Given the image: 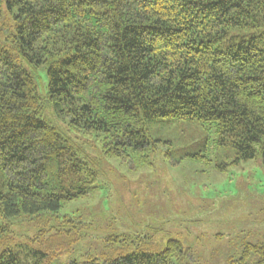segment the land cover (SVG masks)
Masks as SVG:
<instances>
[{
    "label": "trees",
    "instance_id": "1",
    "mask_svg": "<svg viewBox=\"0 0 264 264\" xmlns=\"http://www.w3.org/2000/svg\"><path fill=\"white\" fill-rule=\"evenodd\" d=\"M262 25L264 0H0V264H28L3 220L88 198L103 160L150 165L168 144L150 137L157 120L215 126L235 163L264 166V49L230 37ZM65 222L31 239L33 264L74 253L80 228ZM106 242L71 264L194 261L176 239ZM222 259L264 264V236L239 239Z\"/></svg>",
    "mask_w": 264,
    "mask_h": 264
},
{
    "label": "rangeland",
    "instance_id": "2",
    "mask_svg": "<svg viewBox=\"0 0 264 264\" xmlns=\"http://www.w3.org/2000/svg\"><path fill=\"white\" fill-rule=\"evenodd\" d=\"M230 37H257L264 49V25L233 30ZM47 86L42 70L41 95ZM149 133L152 139L168 142L159 144L150 165L139 160H103L98 189L88 198L68 204L58 215L3 220L11 226L13 243L28 264L36 260L31 251L35 234L71 228V223L63 225L67 218L75 221L82 238L74 253L54 264L97 255L107 240L123 234L160 243L179 240L192 249L194 261L187 260L188 264H225L223 255L239 239L257 242L263 238L261 160L235 163L234 148L219 145L216 127L197 121L157 120L150 124Z\"/></svg>",
    "mask_w": 264,
    "mask_h": 264
}]
</instances>
